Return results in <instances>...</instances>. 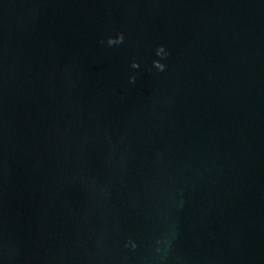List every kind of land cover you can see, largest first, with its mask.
I'll use <instances>...</instances> for the list:
<instances>
[{
  "label": "water",
  "instance_id": "95a60500",
  "mask_svg": "<svg viewBox=\"0 0 264 264\" xmlns=\"http://www.w3.org/2000/svg\"><path fill=\"white\" fill-rule=\"evenodd\" d=\"M0 264H264V0H0Z\"/></svg>",
  "mask_w": 264,
  "mask_h": 264
},
{
  "label": "clouds",
  "instance_id": "9594fccd",
  "mask_svg": "<svg viewBox=\"0 0 264 264\" xmlns=\"http://www.w3.org/2000/svg\"><path fill=\"white\" fill-rule=\"evenodd\" d=\"M123 39H124V36H123L122 33H120L115 38L109 37L108 40H107V43L109 45L118 44V43H122L123 42ZM156 54H157V56L161 57L162 59L164 57H166L167 56V53H166V51L164 49V46L161 45L157 49ZM153 65L159 71H163L165 69V67H166V65L164 63H162L160 60L153 61ZM132 67L133 68H139V64L137 62L133 61ZM130 80L134 82L135 81V76L130 77Z\"/></svg>",
  "mask_w": 264,
  "mask_h": 264
}]
</instances>
